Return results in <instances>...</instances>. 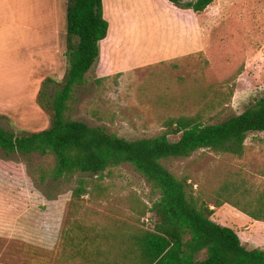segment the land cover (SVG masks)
Returning a JSON list of instances; mask_svg holds the SVG:
<instances>
[{
  "label": "rangeland",
  "instance_id": "rangeland-1",
  "mask_svg": "<svg viewBox=\"0 0 264 264\" xmlns=\"http://www.w3.org/2000/svg\"><path fill=\"white\" fill-rule=\"evenodd\" d=\"M35 6V0H0V127L15 133L50 126L41 92L45 86L52 98L67 68V0L50 1L41 19ZM105 15L109 36L87 74L88 83L75 89L68 118L137 140L161 134L171 117L199 115L207 123H220L264 97V0H216L202 13L171 7L165 0H105ZM235 76L233 96L221 99L219 92L231 87ZM3 162L22 170L61 223L70 210L65 195L79 178H92L79 173L56 180L53 157L37 153L0 150ZM164 164L177 176H189L198 191L211 193L239 171L249 186H262L264 133L249 135L241 159L199 150ZM103 183L105 195L98 201L85 197L80 218L110 227H153L149 215L140 212L157 195L140 172L124 164L106 172ZM233 211L216 210L214 218L236 229L248 248L264 247V222H251L254 234ZM27 227L25 242L56 246L53 236ZM18 236L17 225L0 205V261L22 263L24 240Z\"/></svg>",
  "mask_w": 264,
  "mask_h": 264
},
{
  "label": "trees",
  "instance_id": "trees-1",
  "mask_svg": "<svg viewBox=\"0 0 264 264\" xmlns=\"http://www.w3.org/2000/svg\"><path fill=\"white\" fill-rule=\"evenodd\" d=\"M171 5L202 13L216 0H168ZM67 68L54 96L42 89L51 115L48 128L15 133L0 127V150L8 155L40 154L53 157L54 179L79 178L65 195L70 210L56 224L34 186L23 181L16 164H0V205L8 215L22 216L57 240L54 248L23 242L21 264H264V247L248 248L238 232L213 219L215 209L228 203L256 221L264 222V185L249 186L243 174H230L211 193L198 191L189 176H177L164 164L170 158L190 157L199 150L241 159L252 133H264V97L220 123H207L199 115L171 117L161 134L129 140L100 126L67 117L77 87L99 60L101 43L110 32L104 0H67ZM234 84L219 92L232 97ZM170 136H178L172 140ZM132 165L151 184L149 215L152 228L107 226L79 216L82 201L105 195V173ZM15 173V175L13 174ZM214 206V208H212ZM28 228V227H27Z\"/></svg>",
  "mask_w": 264,
  "mask_h": 264
},
{
  "label": "crops",
  "instance_id": "crops-1",
  "mask_svg": "<svg viewBox=\"0 0 264 264\" xmlns=\"http://www.w3.org/2000/svg\"><path fill=\"white\" fill-rule=\"evenodd\" d=\"M14 2H15V4H18L19 2H20V0H13ZM50 1H52V0H35V13L36 14H38L37 16L41 19V17L44 15V13L46 12V10L49 8L48 7V3L50 4ZM165 2L169 5V6H171V7H174L173 5H171L170 4V2L168 1V0H165ZM7 3H8V0H7ZM104 3H105V0H104ZM17 22V21H16ZM110 30H111V28H110ZM110 33V32H109ZM109 36V35H108ZM103 42V41H102ZM23 181L26 183V181L23 179ZM28 184V183H27ZM38 190V189H37ZM39 191V190H38ZM40 194H42L41 192H39ZM66 199V198H65ZM43 203L46 205V200L45 201H43ZM66 203H67V200H66ZM2 206V205H1ZM46 207L48 208V210L50 211V213H51V220L53 219V221H54V219L56 218L57 219V221H56V224L58 225V223L60 222L59 220H58V218H57V216H56V214L55 213H53V211H52V208L51 207H49V206H47L46 205ZM212 208H214V206H212ZM2 209L6 212V215H7V219L10 221V222H12V223H14V225H17V229H18V231H19V236L18 237H20L22 240H24L23 242H25L26 241V230H27V222L26 221H24L23 219H22V216L23 215H25L26 214V212L24 213V214H22V215H20V216H17V217H14L13 219L11 218V216L10 215H8V212L6 211V209L4 208V206H2ZM222 209V212H224L225 210H228V211H232V213H234V209H236L235 207H233L232 205H230V204H228V203H226V204H224V205H222L221 207H218V208H216L215 209V212H216V210H218V211H220ZM236 210H238V209H236ZM239 211V210H238ZM240 212V215L241 216H239V215H237L236 213H235V215H236V217H238L243 223L242 224H245V225H247V227L251 230V229H253V231H254V234L256 233V231H255V225H258V224H260V222L261 221H256V220H254V219H252L251 217H249L248 215H246V214H244V213H242L241 211H239ZM214 215H215V213H214ZM213 219L215 220V218H214V216H213ZM215 221H217V220H215ZM218 222V221H217ZM251 222H254L255 223V225H254V223L253 224H251ZM219 223V222H218ZM221 224V223H220ZM223 225V224H222ZM23 226V227H22ZM225 226H227V225H225ZM230 227V226H229ZM236 230V229H235ZM30 243H33V244H36V245H38V246H40V244H37V243H34V242H30ZM0 264H9V263H7L6 261H0Z\"/></svg>",
  "mask_w": 264,
  "mask_h": 264
},
{
  "label": "built area",
  "instance_id": "built-area-1",
  "mask_svg": "<svg viewBox=\"0 0 264 264\" xmlns=\"http://www.w3.org/2000/svg\"><path fill=\"white\" fill-rule=\"evenodd\" d=\"M146 220H147V221H149V219H148V218H147Z\"/></svg>",
  "mask_w": 264,
  "mask_h": 264
}]
</instances>
